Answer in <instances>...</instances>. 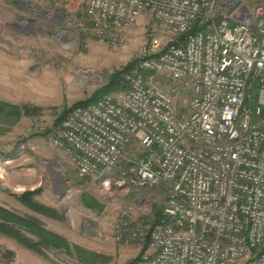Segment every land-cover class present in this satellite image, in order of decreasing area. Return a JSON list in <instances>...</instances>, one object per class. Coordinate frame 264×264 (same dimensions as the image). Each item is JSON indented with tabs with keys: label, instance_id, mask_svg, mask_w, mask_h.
Instances as JSON below:
<instances>
[{
	"label": "built area",
	"instance_id": "obj_1",
	"mask_svg": "<svg viewBox=\"0 0 264 264\" xmlns=\"http://www.w3.org/2000/svg\"><path fill=\"white\" fill-rule=\"evenodd\" d=\"M146 13L154 31L126 88L69 110L51 140L78 178L132 197L113 225L118 243L147 242L131 264H264V2L83 9L95 39L113 47ZM132 144L140 155H125Z\"/></svg>",
	"mask_w": 264,
	"mask_h": 264
},
{
	"label": "rangeland",
	"instance_id": "obj_2",
	"mask_svg": "<svg viewBox=\"0 0 264 264\" xmlns=\"http://www.w3.org/2000/svg\"><path fill=\"white\" fill-rule=\"evenodd\" d=\"M54 3L36 0L32 8L24 0H0V207L36 218L69 243L108 257L104 264H127L144 244L118 243L113 225L132 197L114 200L101 192L98 180L78 178L69 155L51 139L61 112L90 98L110 74L139 58L154 31L152 20L142 15L126 42L113 47L95 39L83 14L85 0H74L67 9ZM125 155L140 151L132 144ZM37 189L32 200L58 214L35 212L19 201ZM116 189L110 186V192ZM85 194L95 209L82 204ZM5 250L13 253L10 261L2 256ZM48 256L0 233V264H76L60 251Z\"/></svg>",
	"mask_w": 264,
	"mask_h": 264
},
{
	"label": "trees",
	"instance_id": "obj_3",
	"mask_svg": "<svg viewBox=\"0 0 264 264\" xmlns=\"http://www.w3.org/2000/svg\"><path fill=\"white\" fill-rule=\"evenodd\" d=\"M137 60L138 58H135L125 67L110 74L106 83L103 84L90 98L74 103L63 113L61 112L58 116L56 124L59 125L67 112L72 108L86 106L97 100L103 94L124 90L126 88V84L123 80V74L130 67H132ZM9 155L7 154L6 156L10 157ZM39 192L40 190L37 189L32 192L23 193L18 197V199L22 204L35 212L44 213L48 216H54V213L56 215L57 212L53 209L44 207L38 202L32 200V196L38 194ZM81 202L85 207L90 209H95V206H97L96 203L91 201L90 197L86 194L82 196ZM0 233L6 237L14 239L17 243L26 249L34 251L44 259H49V252L56 253L60 251L65 257L76 264H104L109 261L108 257L85 249L76 244H71L63 236L45 229L42 223L36 218L21 217L2 207H0ZM146 248L147 242H145L141 251H145ZM12 255L13 253L9 250H5L2 254L3 258L7 261L11 260ZM133 260L127 264H131Z\"/></svg>",
	"mask_w": 264,
	"mask_h": 264
},
{
	"label": "crops",
	"instance_id": "obj_4",
	"mask_svg": "<svg viewBox=\"0 0 264 264\" xmlns=\"http://www.w3.org/2000/svg\"><path fill=\"white\" fill-rule=\"evenodd\" d=\"M11 5H14L13 2L10 3Z\"/></svg>",
	"mask_w": 264,
	"mask_h": 264
}]
</instances>
